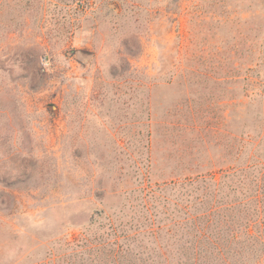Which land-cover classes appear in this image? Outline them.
Listing matches in <instances>:
<instances>
[{
    "label": "rangeland",
    "instance_id": "374dc122",
    "mask_svg": "<svg viewBox=\"0 0 264 264\" xmlns=\"http://www.w3.org/2000/svg\"><path fill=\"white\" fill-rule=\"evenodd\" d=\"M242 160L264 0H0V264H104L83 234L148 183Z\"/></svg>",
    "mask_w": 264,
    "mask_h": 264
},
{
    "label": "trees",
    "instance_id": "16d2710c",
    "mask_svg": "<svg viewBox=\"0 0 264 264\" xmlns=\"http://www.w3.org/2000/svg\"><path fill=\"white\" fill-rule=\"evenodd\" d=\"M142 193L131 213L83 234L104 264H264V162L148 183Z\"/></svg>",
    "mask_w": 264,
    "mask_h": 264
}]
</instances>
